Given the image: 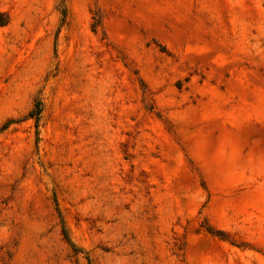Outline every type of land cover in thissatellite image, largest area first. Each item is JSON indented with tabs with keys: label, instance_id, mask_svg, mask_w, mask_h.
Wrapping results in <instances>:
<instances>
[{
	"label": "rangeland",
	"instance_id": "rangeland-1",
	"mask_svg": "<svg viewBox=\"0 0 264 264\" xmlns=\"http://www.w3.org/2000/svg\"><path fill=\"white\" fill-rule=\"evenodd\" d=\"M0 264H264V0H0Z\"/></svg>",
	"mask_w": 264,
	"mask_h": 264
},
{
	"label": "trees",
	"instance_id": "trees-1",
	"mask_svg": "<svg viewBox=\"0 0 264 264\" xmlns=\"http://www.w3.org/2000/svg\"><path fill=\"white\" fill-rule=\"evenodd\" d=\"M42 100L38 99L36 101L35 107L34 109H32V111L30 112V116L34 117L36 119V121H38L39 117H40V113L42 111L43 105H42Z\"/></svg>",
	"mask_w": 264,
	"mask_h": 264
}]
</instances>
